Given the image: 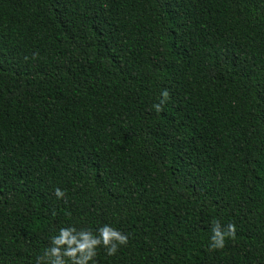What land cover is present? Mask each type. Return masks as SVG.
Here are the masks:
<instances>
[{"label":"trees","instance_id":"1","mask_svg":"<svg viewBox=\"0 0 264 264\" xmlns=\"http://www.w3.org/2000/svg\"><path fill=\"white\" fill-rule=\"evenodd\" d=\"M105 223L97 264H264V0H0V264Z\"/></svg>","mask_w":264,"mask_h":264},{"label":"clouds","instance_id":"2","mask_svg":"<svg viewBox=\"0 0 264 264\" xmlns=\"http://www.w3.org/2000/svg\"><path fill=\"white\" fill-rule=\"evenodd\" d=\"M161 96L166 98L167 92H162ZM153 107L157 112L160 111L159 104ZM54 191L58 199L64 196L60 188ZM235 231L236 226L233 223H228L222 230L219 223L214 222L208 247L223 248L226 238L234 237ZM127 242V235L106 223L94 231L68 225L60 227L50 236L49 245L43 249L42 255L36 257L35 264H97L98 248H103L107 256H112L117 252L118 246Z\"/></svg>","mask_w":264,"mask_h":264}]
</instances>
